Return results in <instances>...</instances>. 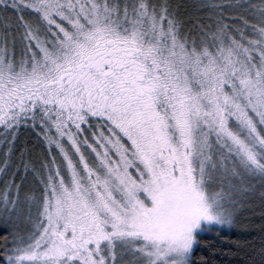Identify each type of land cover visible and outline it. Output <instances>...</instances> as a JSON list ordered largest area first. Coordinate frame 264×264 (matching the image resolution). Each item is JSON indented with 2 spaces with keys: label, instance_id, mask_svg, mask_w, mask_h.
Instances as JSON below:
<instances>
[{
  "label": "snow or ice",
  "instance_id": "obj_1",
  "mask_svg": "<svg viewBox=\"0 0 264 264\" xmlns=\"http://www.w3.org/2000/svg\"><path fill=\"white\" fill-rule=\"evenodd\" d=\"M0 264H264V0H0Z\"/></svg>",
  "mask_w": 264,
  "mask_h": 264
},
{
  "label": "trees",
  "instance_id": "obj_2",
  "mask_svg": "<svg viewBox=\"0 0 264 264\" xmlns=\"http://www.w3.org/2000/svg\"><path fill=\"white\" fill-rule=\"evenodd\" d=\"M205 239L213 241L215 238L213 236H208V237H205ZM205 254H207V253H205Z\"/></svg>",
  "mask_w": 264,
  "mask_h": 264
}]
</instances>
